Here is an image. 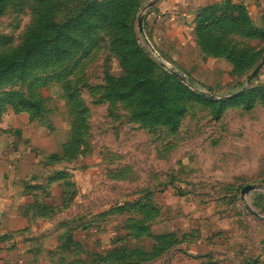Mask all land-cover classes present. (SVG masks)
Returning <instances> with one entry per match:
<instances>
[{"label": "rangeland", "instance_id": "374dc122", "mask_svg": "<svg viewBox=\"0 0 264 264\" xmlns=\"http://www.w3.org/2000/svg\"><path fill=\"white\" fill-rule=\"evenodd\" d=\"M109 1L0 3V57L41 15L62 24ZM151 1L130 0L119 20L164 104L133 90L124 31L100 18L50 64L0 73V177L9 164L23 194L10 208L20 225L0 227V264H264V0L217 3L227 19L200 29L196 16L194 41ZM149 107L160 122L142 120Z\"/></svg>", "mask_w": 264, "mask_h": 264}, {"label": "trees", "instance_id": "16d2710c", "mask_svg": "<svg viewBox=\"0 0 264 264\" xmlns=\"http://www.w3.org/2000/svg\"><path fill=\"white\" fill-rule=\"evenodd\" d=\"M5 1L6 0H0V3ZM228 4L231 3L226 2V5ZM219 5L222 4L209 5L198 13V25L200 26V29L208 28L210 25H217L227 19V14L221 13L217 16L220 7ZM131 8L132 4L130 0H114L107 3L92 2L85 10L80 11L78 15L69 18L62 24L55 23L53 19L46 14L41 15L38 26L32 32L30 40L13 55L0 57L1 75L10 71L13 67L16 68L22 66L34 69L35 67H40V64H50L51 59L57 58L58 55L60 56L70 51L69 44L77 43L78 46H81V39L76 38L77 35L83 36V31H87L86 33L90 31L89 28H85L88 20H91V18H100L103 21H106L108 25L114 26V28L120 26L124 31L123 37L118 39V47H124V50H120V52L125 59V63L130 68L129 82L134 83L132 87L133 90L135 92H137V90L141 92L143 91L144 99H146L148 95H152L153 101H149H152L153 105L156 104V100L161 104H164L165 100L170 98V95L166 94L165 97L161 96L156 89V85L152 84L151 80L143 74L144 68L149 59L142 48L139 45L134 44V25H127L125 22L121 25L122 21L119 20L120 13ZM237 10L240 11L239 14L233 16L235 22L240 21V17H244L241 13L243 9L238 7ZM229 17L230 15H228V18ZM209 19H212L211 22ZM202 36L200 34V37ZM249 93H251V90ZM138 113L144 122L153 121L154 123H157L160 122L163 117V114H161L159 110H154L151 107ZM174 121L177 123L179 122V119L173 120V122Z\"/></svg>", "mask_w": 264, "mask_h": 264}, {"label": "crops", "instance_id": "0c3cea01", "mask_svg": "<svg viewBox=\"0 0 264 264\" xmlns=\"http://www.w3.org/2000/svg\"><path fill=\"white\" fill-rule=\"evenodd\" d=\"M228 0H152L148 8L152 9V14H160L167 18L169 25L172 26L171 33L178 34L184 40L194 41V20L198 13L209 5L222 3ZM183 20V24H181ZM11 166L4 165L2 177L5 179V172H9L8 177L9 184H0V227L2 228H15L20 225L22 215L18 206L16 211L10 208L14 206V203L21 206L23 201L22 191L17 190V193L13 190V182L11 180L17 177L14 171H11ZM20 198V199H19ZM22 199V200H21Z\"/></svg>", "mask_w": 264, "mask_h": 264}, {"label": "water", "instance_id": "95a60500", "mask_svg": "<svg viewBox=\"0 0 264 264\" xmlns=\"http://www.w3.org/2000/svg\"><path fill=\"white\" fill-rule=\"evenodd\" d=\"M150 6V4L148 5ZM140 26H141V29H142V18L140 19ZM260 70V66L254 71V73L252 74L251 78L249 79V82L254 78V76L258 73V71ZM176 76H178L176 73H175ZM256 189V186L255 185H247L245 186L243 189H242V193L245 194L251 190H254ZM246 208L250 211V213L258 216L257 213H255L248 204H246Z\"/></svg>", "mask_w": 264, "mask_h": 264}]
</instances>
